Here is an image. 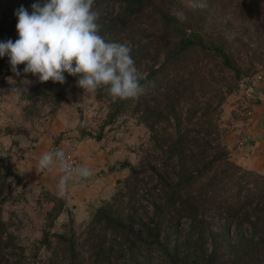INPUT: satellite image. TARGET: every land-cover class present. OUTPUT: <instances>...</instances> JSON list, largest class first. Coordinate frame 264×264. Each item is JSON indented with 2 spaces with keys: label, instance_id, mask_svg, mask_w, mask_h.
<instances>
[{
  "label": "trees",
  "instance_id": "trees-1",
  "mask_svg": "<svg viewBox=\"0 0 264 264\" xmlns=\"http://www.w3.org/2000/svg\"><path fill=\"white\" fill-rule=\"evenodd\" d=\"M104 1H113L117 10L99 11L101 35L121 43L127 40L136 66L143 63L147 72L144 94L112 101L110 117L128 107L139 113L159 148L162 168L152 169L147 179L154 183L142 193L150 197V215L142 204H135L133 195L121 204L117 192L95 208L79 246L71 229L68 234H53L65 264H264V174L234 163L221 143L211 145L208 139L193 136L186 124H192L195 108L188 105L181 116L179 107L182 89L189 83L185 77L192 78L188 66H197L198 58H212L236 80L249 84L248 70L225 48L229 38L212 35L204 26L207 7L197 6L201 0L194 12L179 0ZM36 2L0 0V42L19 38L14 13L21 6L31 13ZM203 2L233 3L234 18L242 23L264 12H258L264 0ZM256 21L259 28L254 29L263 30L264 20L255 16ZM65 77L66 82L76 79L67 73ZM95 97L111 100L103 91ZM8 177L20 181L11 164L0 158V264H22L20 247L1 218ZM155 190L158 196L154 197ZM141 208L142 215L138 214Z\"/></svg>",
  "mask_w": 264,
  "mask_h": 264
},
{
  "label": "rangeland",
  "instance_id": "rangeland-1",
  "mask_svg": "<svg viewBox=\"0 0 264 264\" xmlns=\"http://www.w3.org/2000/svg\"><path fill=\"white\" fill-rule=\"evenodd\" d=\"M179 1L191 12L196 9L197 0ZM205 5L204 26L212 35L229 38L226 50L250 74L249 84L238 81L209 57L196 59L197 66H188L192 78L185 77L189 83L179 101L181 116L188 105L195 108L192 124L186 126L193 136H202L213 145L220 143L231 118L248 119L254 94L264 95V29L256 31L259 25L253 22L255 16L264 20V6L258 8L261 14L256 12L242 23L234 18L233 3ZM94 7L102 14L117 10L113 1L99 0ZM124 43L129 45L127 40ZM17 67L20 76L11 71L6 55L0 57V158L20 177L18 183L6 179L1 218L20 247L22 264H65L53 234H68L71 229L79 246L95 208L115 193L121 192V204L133 195L135 204H142L146 214H151L150 197L142 193L154 183L147 179L148 174L153 168H162L160 152L131 107L111 118L113 100L84 92L76 79L42 85L37 77L24 74L21 65ZM144 68L141 63L139 69ZM57 149L70 156L73 167L93 170L86 180H69L62 196L57 195L62 173L37 167L42 153ZM167 171L173 179L171 170ZM153 196H158L157 190Z\"/></svg>",
  "mask_w": 264,
  "mask_h": 264
},
{
  "label": "clouds",
  "instance_id": "clouds-1",
  "mask_svg": "<svg viewBox=\"0 0 264 264\" xmlns=\"http://www.w3.org/2000/svg\"><path fill=\"white\" fill-rule=\"evenodd\" d=\"M94 5L95 0H37L31 13L21 6L14 13L19 38L0 42V57H8L16 76L21 74L17 66L23 64V73L39 82L63 84L67 73L86 93L103 91L114 102L138 99L145 92L147 72L136 66L128 44L101 35L100 12ZM197 6L206 5L201 0ZM37 167L62 173L60 196L69 180L93 175L88 166L73 167L63 149L42 153Z\"/></svg>",
  "mask_w": 264,
  "mask_h": 264
},
{
  "label": "crops",
  "instance_id": "crops-1",
  "mask_svg": "<svg viewBox=\"0 0 264 264\" xmlns=\"http://www.w3.org/2000/svg\"><path fill=\"white\" fill-rule=\"evenodd\" d=\"M249 107L248 119L231 118L219 140L234 163L264 174V95L254 94Z\"/></svg>",
  "mask_w": 264,
  "mask_h": 264
},
{
  "label": "built area",
  "instance_id": "built-area-1",
  "mask_svg": "<svg viewBox=\"0 0 264 264\" xmlns=\"http://www.w3.org/2000/svg\"><path fill=\"white\" fill-rule=\"evenodd\" d=\"M263 139H264V136H263ZM65 155H66V157H67L69 163H71L70 156H69L68 154H65Z\"/></svg>",
  "mask_w": 264,
  "mask_h": 264
},
{
  "label": "water",
  "instance_id": "water-1",
  "mask_svg": "<svg viewBox=\"0 0 264 264\" xmlns=\"http://www.w3.org/2000/svg\"><path fill=\"white\" fill-rule=\"evenodd\" d=\"M246 81H247V79H246Z\"/></svg>",
  "mask_w": 264,
  "mask_h": 264
}]
</instances>
